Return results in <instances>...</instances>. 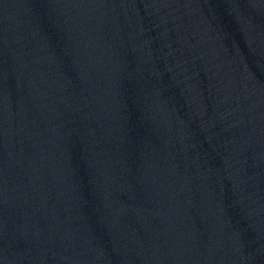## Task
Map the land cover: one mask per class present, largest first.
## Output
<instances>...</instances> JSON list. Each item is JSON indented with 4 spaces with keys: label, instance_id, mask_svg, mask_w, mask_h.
Segmentation results:
<instances>
[{
    "label": "water",
    "instance_id": "water-1",
    "mask_svg": "<svg viewBox=\"0 0 264 264\" xmlns=\"http://www.w3.org/2000/svg\"><path fill=\"white\" fill-rule=\"evenodd\" d=\"M0 264H264V0H0Z\"/></svg>",
    "mask_w": 264,
    "mask_h": 264
}]
</instances>
